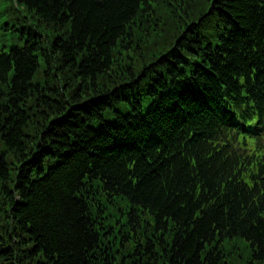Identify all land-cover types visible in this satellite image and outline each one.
I'll return each instance as SVG.
<instances>
[{"label": "trees", "instance_id": "trees-1", "mask_svg": "<svg viewBox=\"0 0 264 264\" xmlns=\"http://www.w3.org/2000/svg\"><path fill=\"white\" fill-rule=\"evenodd\" d=\"M253 68L264 0H0V264H264L202 147Z\"/></svg>", "mask_w": 264, "mask_h": 264}, {"label": "rangeland", "instance_id": "rangeland-1", "mask_svg": "<svg viewBox=\"0 0 264 264\" xmlns=\"http://www.w3.org/2000/svg\"><path fill=\"white\" fill-rule=\"evenodd\" d=\"M8 3H10V0H8ZM12 41L10 42V44H9V47L11 46V45H13V44H18L19 42H18V40H15V39H13L12 37L10 38ZM19 44H21V43H19Z\"/></svg>", "mask_w": 264, "mask_h": 264}]
</instances>
